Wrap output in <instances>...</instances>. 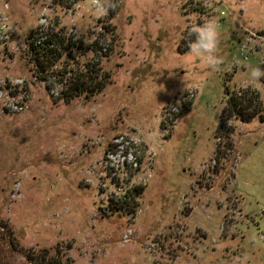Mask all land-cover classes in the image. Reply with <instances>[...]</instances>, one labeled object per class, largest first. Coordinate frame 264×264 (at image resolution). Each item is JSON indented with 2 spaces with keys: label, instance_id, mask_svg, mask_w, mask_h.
<instances>
[{
  "label": "rangeland",
  "instance_id": "1",
  "mask_svg": "<svg viewBox=\"0 0 264 264\" xmlns=\"http://www.w3.org/2000/svg\"><path fill=\"white\" fill-rule=\"evenodd\" d=\"M104 4L0 0V264H264V122L221 120L226 88L264 103V0ZM208 20L216 69L183 51ZM56 24L86 46L115 28L102 92L56 102L37 78L27 36Z\"/></svg>",
  "mask_w": 264,
  "mask_h": 264
},
{
  "label": "trees",
  "instance_id": "2",
  "mask_svg": "<svg viewBox=\"0 0 264 264\" xmlns=\"http://www.w3.org/2000/svg\"><path fill=\"white\" fill-rule=\"evenodd\" d=\"M106 27L101 32H96L97 35L88 46L84 40L58 24L37 28L27 36L26 53L29 62L33 64V70L38 74L37 78L51 91L61 88L59 97L54 98L56 102L64 100L68 103L82 94L92 96L102 92L110 84V74L103 71L100 61L112 50L117 36L114 27ZM2 44L3 41L0 40V49ZM187 49L189 46L183 47V51ZM88 50L94 53L93 59L82 61L81 51L84 55ZM75 52H79V55H75ZM226 92L229 99L221 113L222 121L236 117L243 122H249L259 117L264 122V103L257 90L241 88V91L232 93L226 88ZM144 189V186H135L125 194L117 195L110 200L106 209H110L112 214L116 210L129 214L135 203L134 196L141 195Z\"/></svg>",
  "mask_w": 264,
  "mask_h": 264
},
{
  "label": "clouds",
  "instance_id": "3",
  "mask_svg": "<svg viewBox=\"0 0 264 264\" xmlns=\"http://www.w3.org/2000/svg\"><path fill=\"white\" fill-rule=\"evenodd\" d=\"M89 4L99 14H104V0H89ZM189 35L194 37L189 41V55L199 59L205 67L216 69L222 63V59L218 56L220 33L217 23L214 20H208L203 24H193ZM249 76L252 80H260L264 78V71L260 68H251ZM188 87L186 83V90Z\"/></svg>",
  "mask_w": 264,
  "mask_h": 264
},
{
  "label": "built area",
  "instance_id": "4",
  "mask_svg": "<svg viewBox=\"0 0 264 264\" xmlns=\"http://www.w3.org/2000/svg\"><path fill=\"white\" fill-rule=\"evenodd\" d=\"M225 14H226V12L222 11V15H225ZM223 226H225V224ZM126 239L128 240V237H126Z\"/></svg>",
  "mask_w": 264,
  "mask_h": 264
}]
</instances>
